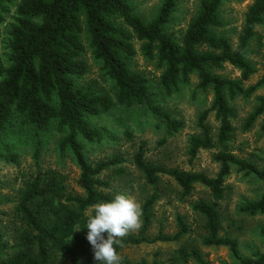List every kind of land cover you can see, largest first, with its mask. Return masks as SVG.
<instances>
[{
  "label": "trees",
  "instance_id": "trees-1",
  "mask_svg": "<svg viewBox=\"0 0 264 264\" xmlns=\"http://www.w3.org/2000/svg\"><path fill=\"white\" fill-rule=\"evenodd\" d=\"M227 1L202 0L196 17L178 42L175 34L168 31L178 0H164L151 22L137 14L132 0H0V25L6 20L7 7L16 4L14 22L8 31V59L6 63L0 59V164L19 167L22 153L31 149L37 167V172L16 190L15 201H8L15 202L12 220H8L11 226L0 218V257L9 246L8 236L16 242V252L0 260V264H98L86 239V221L94 214L95 204L112 199L104 193L111 185L103 175L123 160L115 156L110 161H89L86 146L101 144L110 135L97 129L92 121L121 112L115 125L122 127L131 141L135 134L130 125L141 123L139 111L144 112V118L151 115L168 137L184 128L183 121L163 109L150 81L132 70L131 61L138 55L134 40L141 44V54L156 60L162 70L159 86L165 97L189 84L194 75L199 77V89L213 90V104L199 119L200 134L191 139L188 155L193 163L201 151L212 152L219 172L210 178L155 165L146 159L145 144L135 155V166L153 187L162 177L172 179L181 189L182 198L190 197L197 185L206 188L213 202L199 201L194 206L205 220L203 246L228 249L236 264H264V252L245 258L240 254L239 242L227 233L223 235L220 211L225 183L233 170L254 176L264 184V168L256 158L240 159L231 148L235 132L232 119L236 115L231 102L239 97L249 99L264 87V76L256 85L245 87L257 73L249 61L252 42L257 39L259 47L264 48V36L257 33L264 25V0H254L248 9L236 45L228 37L214 34V29L223 26L221 7ZM88 50L111 82L110 91L98 93L79 84L89 72L83 59ZM226 66L238 70L241 78L217 76L215 72ZM211 114L218 123L216 131L209 125ZM263 115L261 96L246 121V130ZM261 129L264 133V123ZM55 132V151L61 157L68 154L80 170L77 184L82 194L70 190L68 176L63 172L40 165L44 150L51 143L45 142L44 137ZM159 199L155 192L141 207L138 235L120 238L116 250L121 264H136L123 256L129 247L178 242L189 234L184 219L178 217L175 236L161 231L156 238H149ZM240 211L251 217L264 215V193L255 202L247 201ZM173 261L209 264L197 250L189 252L186 246L180 247ZM151 264L163 263L155 259Z\"/></svg>",
  "mask_w": 264,
  "mask_h": 264
},
{
  "label": "rangeland",
  "instance_id": "rangeland-1",
  "mask_svg": "<svg viewBox=\"0 0 264 264\" xmlns=\"http://www.w3.org/2000/svg\"><path fill=\"white\" fill-rule=\"evenodd\" d=\"M19 1V0H18ZM202 0H178L177 12L173 15L168 31L175 34L178 42L181 41L182 34L187 29L191 21L200 10ZM164 0H132L137 14L146 22H151L157 16ZM254 0H229L221 7V19L223 26L214 29V34L228 37L234 45L238 42V36L243 29L245 15L252 6ZM15 5L7 7L5 22L0 25V59L6 63L8 59L7 44L8 31L14 22ZM259 36H264V25L257 29ZM85 44L88 46L86 39ZM138 50V55L131 61L133 71L142 73L149 81L157 96H160L163 109L173 115L174 118L184 122V128L174 136L168 137L166 130L157 127L156 120L151 115L144 118V112L139 111L141 123L130 125L131 131L135 134L134 140H128L124 130L119 125H115L116 118L121 116V112L111 113L100 119L92 121L97 129L103 130L110 135L101 144H88L86 154L90 162L110 161L115 156L123 161L118 167L107 170L103 179L110 182V188L104 189L105 194L112 198L120 193L132 196L140 205V210L147 199L155 192H158L160 199L154 209V222L149 233V238L154 239L163 231L168 236H175L178 233L177 219L181 217L189 228V234L181 241L171 243H157L153 245H142L139 247H129L123 252L131 262L139 264H151L155 259L163 264H183L175 263L173 260L178 256L181 246H186L187 250H197L203 259L209 264H236L230 251L226 248L205 247L202 239L205 236L204 218L195 210L194 206L199 201L213 202L208 190L200 185L195 189L190 197L182 198L181 189L169 177H162L157 187L149 185L143 174L134 164V158L139 147L145 144L146 159L155 165L167 168H179L184 171L205 174L210 178L217 176L219 166L213 162L212 152L201 151L197 159L191 163L189 157L190 141L200 134L199 119L205 110L210 108L214 100L212 89L203 91L199 89V77H191L189 84L181 85L178 92L170 97H165L159 86L162 70L158 68L156 60L146 59L140 52L141 44L134 40ZM83 59L89 66V72L79 84L93 91L103 93L110 91L111 82L103 76L100 65H98L92 52H88ZM249 61L257 70V73L245 83L249 88L256 85L264 76V48H260L257 39L252 42L249 53ZM217 76L238 80L241 74L231 66L215 72ZM264 96V87L249 99L239 97L231 106L235 110V117L232 124L235 129L234 139L231 142L233 153L240 159L256 158V162L264 168V133L261 129L264 123V115L260 117L253 126L246 130V121L254 113L257 107V98ZM209 125L215 131L218 123L215 115L211 114ZM55 133H48L44 140L51 142L44 150L40 165L45 169H55L68 176V185L71 191L82 194L78 187L80 170L75 161L68 154L61 157L55 151ZM166 138V139H165ZM164 140H167L164 142ZM33 151L27 149L22 153L21 165L18 167L12 164H0V218L3 224L10 225L8 220H12L11 214L17 198V191L23 186L31 174L37 172L36 161L33 158ZM123 170V174L116 173ZM225 199L220 203V211L223 215V227L225 233L236 239L240 244V254L245 258H251L258 252H264V239L262 229H264V215L251 217L243 214L240 209L247 201H257L264 193V184L254 176H244L237 170H233L225 183ZM7 214V216H5ZM140 226L131 230L128 234L138 235L142 221L139 218ZM11 226V225H10ZM127 234V235H128ZM9 246L5 248L0 260L13 255L16 244L13 237L8 236ZM188 264H197L194 261Z\"/></svg>",
  "mask_w": 264,
  "mask_h": 264
},
{
  "label": "clouds",
  "instance_id": "clouds-1",
  "mask_svg": "<svg viewBox=\"0 0 264 264\" xmlns=\"http://www.w3.org/2000/svg\"><path fill=\"white\" fill-rule=\"evenodd\" d=\"M86 221V239L98 264H121L116 246L131 230L140 226V205L130 195L120 193L94 206Z\"/></svg>",
  "mask_w": 264,
  "mask_h": 264
}]
</instances>
